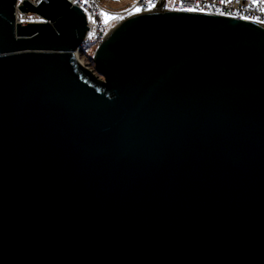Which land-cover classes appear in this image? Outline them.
Masks as SVG:
<instances>
[{
    "label": "water",
    "instance_id": "obj_1",
    "mask_svg": "<svg viewBox=\"0 0 264 264\" xmlns=\"http://www.w3.org/2000/svg\"><path fill=\"white\" fill-rule=\"evenodd\" d=\"M0 0V264H264V24L164 9L91 58L69 0Z\"/></svg>",
    "mask_w": 264,
    "mask_h": 264
},
{
    "label": "built area",
    "instance_id": "obj_2",
    "mask_svg": "<svg viewBox=\"0 0 264 264\" xmlns=\"http://www.w3.org/2000/svg\"><path fill=\"white\" fill-rule=\"evenodd\" d=\"M23 0L16 1L15 17L20 23H40L43 18L36 13L22 12L18 6ZM37 4L41 0H27ZM80 9L86 18V31L78 49L74 51L80 65L88 68L94 75V65L88 53L93 54L109 31L122 19L139 13L154 11L161 0H125V10L121 12L107 9L99 0H69ZM122 1V0H116ZM164 9L172 11L203 12L240 17L264 24V0H165ZM119 16V14H121ZM93 56V55H92ZM93 65V66H92Z\"/></svg>",
    "mask_w": 264,
    "mask_h": 264
},
{
    "label": "rangeland",
    "instance_id": "obj_3",
    "mask_svg": "<svg viewBox=\"0 0 264 264\" xmlns=\"http://www.w3.org/2000/svg\"><path fill=\"white\" fill-rule=\"evenodd\" d=\"M130 2H132V0H129ZM99 2L105 6L107 9L109 10H113V11H117V12H121L123 10H125L126 8V3L125 0H122V1H116V0H99ZM121 14H119V16H121ZM93 55V48L90 50V52L88 53V56L89 57H92ZM93 66V65H92ZM97 75V74H96ZM96 79H99V80H102L103 77L100 76V75H97Z\"/></svg>",
    "mask_w": 264,
    "mask_h": 264
}]
</instances>
